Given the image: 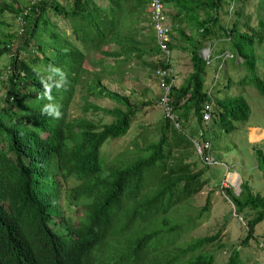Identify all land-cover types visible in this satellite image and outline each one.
<instances>
[{
    "label": "trees",
    "instance_id": "1",
    "mask_svg": "<svg viewBox=\"0 0 264 264\" xmlns=\"http://www.w3.org/2000/svg\"><path fill=\"white\" fill-rule=\"evenodd\" d=\"M99 1L69 0L64 5L57 0L35 1L25 14L22 44L13 52L11 42L0 45V53L9 51L0 105V264H212L214 255L206 246L214 234L168 246L205 205L197 215L182 211L172 218L173 207L183 210L185 201L206 182L201 168L184 161L192 143L169 118L163 115L154 141L146 140L154 134L141 125L137 136L142 144L129 149L119 167L102 165L103 142L125 135L139 109L102 79L121 78L124 64L159 50L148 20L149 0ZM162 1L172 9L166 10L171 20L168 46L173 39H185L193 69L183 86L170 87L173 111L181 108L186 113L191 105L201 126L202 102L209 97L202 87L206 65L199 49L218 32L226 34L231 50L241 57L247 71L243 82L264 92V80L253 71L258 31L239 30L235 20L226 29L219 20L224 3L233 1L236 6L231 8L238 14L237 5L245 0ZM257 1L264 14V0ZM25 2L0 0V13L8 9L16 16ZM49 10L66 22L69 34L57 25L48 26ZM262 17L259 27L264 26ZM146 19L147 24L138 25ZM43 33L47 39H42ZM107 57L113 62L107 63ZM163 65L158 58L152 68ZM85 71L92 77L80 81ZM75 89L83 98L113 100L110 107L93 100L82 105L83 110L109 114L110 121L68 117ZM212 106L210 120L225 130L234 128L232 121L245 122L248 116L249 106L241 95L212 100ZM255 153L264 177V155L259 149ZM69 178L75 183L68 192L64 183ZM225 192L236 214L252 210L244 215L245 243L264 218V198L244 182L237 194L230 187ZM78 205L84 212L69 223L65 210L78 211ZM222 264H243L235 247Z\"/></svg>",
    "mask_w": 264,
    "mask_h": 264
},
{
    "label": "rangeland",
    "instance_id": "2",
    "mask_svg": "<svg viewBox=\"0 0 264 264\" xmlns=\"http://www.w3.org/2000/svg\"><path fill=\"white\" fill-rule=\"evenodd\" d=\"M21 1H23L24 4L26 0ZM57 1L64 5L68 3L69 0ZM97 2L100 1L97 0ZM164 6L167 11L172 10L169 7V4L164 3ZM231 6H234L235 8L236 4L231 1L230 3H224L220 8V24L227 29L231 24V21L235 20L239 30L258 31L253 40V52L255 55L253 71L259 78L264 80V26L259 27L258 25V18L263 15L262 19H264L263 9L257 0H245L242 4L237 5L239 11L238 14L233 12ZM52 13L51 10L46 12L50 21L48 26L55 25L56 28L57 25L63 34H69V29L65 25L66 22H64L62 18H59L58 15ZM14 17L15 14L8 9H4L0 13V45H5L8 41L11 42L9 51L12 52L17 46L22 44L23 39V33H18V30L16 29ZM71 22L76 23L74 19ZM185 31H187L186 27ZM45 34L46 33L42 34L44 35V38L42 39H47L45 38ZM209 40H213L211 45V55L215 54L212 52L214 46L215 48L217 46L218 52L222 50L228 51V53H231L232 55L225 59H221V61L219 59V65H217V67L213 66L211 71L209 69L211 72L209 86L218 81L217 84L221 89L219 93L220 99L234 95L243 96L249 106V111L245 122L232 121L235 126L231 130L223 129L221 125L217 124L215 121L213 122L210 120L209 122L208 134L210 136L209 139L213 153L216 158L224 164L210 166L204 165L198 160L192 148L187 150L189 153L187 152L188 154H186L184 161H192L195 168H201V177L205 178L206 182L200 190L192 194L191 198L185 201L186 205L183 210L174 206L172 209L174 213L171 217L174 218L175 213H181L182 211L190 216L197 215L196 213L202 206L205 205V208L201 210L200 214L195 218H192V222L188 223V226L190 227L182 230L176 240L168 246L179 247L192 237L214 234L215 238L213 239V242L206 246L207 250L214 255V261L212 264H222L227 259L229 250L233 247L238 250L239 257L243 264H264V218L254 226L253 235L255 238L253 236L249 237L245 243H242L241 240L246 233L245 217H248L252 213V210L246 208L240 214H236L234 212L233 204L225 192L226 186L221 184V180L225 177V171L226 173L233 172L236 176L234 181L236 186L235 190L237 192L239 191L240 184L244 182L252 193H258L264 198V177L262 176L261 169L257 166L255 153V149H259L264 155V92L259 91L251 83L243 82L242 77L247 71L241 63V57L231 50L226 34L218 32V36L212 37ZM9 51L0 53V105L3 93L7 87V82L5 81L7 71L4 70V67L9 62ZM212 61H215V59L212 58L211 63ZM130 72L143 76L145 81L147 76L152 77L146 65L136 66V64H134L132 65V70ZM154 72L155 71L151 73ZM153 75H156L158 83L157 72ZM91 77L92 74L90 72H82L80 74V81L84 78L87 81ZM102 81L105 85L112 86L117 90H124V87L120 84L110 85L109 82H106V77L103 78ZM132 82H136V80L132 79ZM77 89H75L76 91L67 107L68 117H88L97 123L110 121L111 116L109 114H105L101 110H83L82 105L84 100H93L98 104L110 107L115 104L113 100L95 95H88L83 98L80 96ZM127 89L129 90L128 86ZM159 109L158 112L157 110H152L147 118L146 116H143L140 120H132L127 133L122 137L108 138L104 141L99 150L104 161V164L102 165L119 167L117 163L122 162L126 158V152H129V149L131 150L135 146L140 145V142L142 144L140 137L135 135V132L139 129L136 128L137 125L141 124V122L144 123L147 119L154 120L158 115L162 118L163 112L161 108ZM139 113L140 112L138 111V114ZM170 121L175 125L174 121L171 119ZM176 121H178L177 117ZM176 126L178 127V125H175V127ZM159 127L160 125H158V127L155 126L158 130ZM212 127L213 130L210 131V128ZM155 136H158V134L154 133V136L148 135L146 136V140L154 141L157 139ZM141 154H146V152H142ZM167 160L169 164L172 161L171 158H168ZM111 163H113V165H111ZM74 183L75 181L70 178L65 181L64 187L68 189V192L69 187L74 185ZM230 188L233 191L231 186ZM75 209L79 210H65V215L70 218L69 223L72 224L76 221V214L78 212H84V208L80 205H78V207L75 206ZM125 218V215H122L120 221L123 222ZM133 229L134 228L129 230L128 233L132 232Z\"/></svg>",
    "mask_w": 264,
    "mask_h": 264
},
{
    "label": "crops",
    "instance_id": "3",
    "mask_svg": "<svg viewBox=\"0 0 264 264\" xmlns=\"http://www.w3.org/2000/svg\"><path fill=\"white\" fill-rule=\"evenodd\" d=\"M149 12V10H148ZM149 20V17H148ZM147 19L146 20H140L138 25H142V24H147ZM180 24V23H179ZM184 24V23H182ZM187 32V31H186ZM171 40V39H170ZM215 42V41H214ZM171 54H172V61H171V65L173 67V71H174V86L175 87H181L183 86L188 78L189 73L193 70L192 66H191V61L189 58V50L187 47V41L185 39H173L171 40ZM213 40L210 41L209 39H206L202 42L201 46L204 45H212ZM212 52L215 53L214 55H216L218 53V48L216 46H214V48L212 49ZM160 58L159 53L156 55H143L142 58L140 60H135V61H129L128 63L124 64V69L123 67L121 69H123L122 72V77L119 79H110L107 75H106V82H109L110 85L111 84H120L122 87H124L123 91L117 90L112 86H108L106 84V87L117 91L123 95H127L129 98V101L132 104H135L137 107L139 106L138 111L140 112L138 114H136V119L135 120H140L142 119L143 116H146V118L149 116L150 112L152 110H157V112L160 110L159 108H161L160 106H158L157 100H158V96L160 94V88L158 86L157 83V77L156 75L154 76L153 74L156 72V68H152V64L158 59ZM215 61H212V63L210 65H206L205 66V73L203 76V85L202 87L205 89V91L207 90L208 86L210 85L209 80H210V74H211V69H213V66H216L219 64V60L218 58H215ZM106 62L107 63H112V59H110L109 57L106 58ZM136 64V66H147L148 67V71L150 72V74L152 75V77H148L143 78V76H139L136 74H133L132 72H130L132 70V65ZM210 69V71H209ZM155 71L154 73H151ZM116 75L112 76L115 77ZM154 76V77H153ZM132 79H135L136 82H132ZM142 81V82H141ZM218 81H216L215 83H213L211 85L210 88V94L212 97V100H217L220 99V91L221 89L219 88V85L217 84ZM127 85L129 87V90L127 89ZM189 94L186 93L185 96L182 98L185 99ZM158 107V108H157ZM159 109V110H158ZM155 112V111H153ZM152 112V113H153ZM175 115L177 116V125H178V129H180L187 137L188 135H191L195 132V130L198 128V123L196 121V115L194 113V109L193 107L190 105L189 109L187 110V112L185 113L184 111H181V108L175 109L174 110ZM159 117V115H158ZM155 118L154 120H149L147 119L146 121L141 122V124H138L136 128H139L138 131L141 129V125H146L147 127V131L148 133H156L159 134L160 131V127L159 130L155 128V126L158 127V125H160V122L162 120L161 117L159 118ZM129 128V127H128ZM128 130V129H127ZM154 130V131H153ZM213 130V127L210 128V131ZM138 131L135 132V135H137ZM127 133V131H126ZM125 133V134H126ZM209 135V134H208ZM212 135V134H210ZM140 137V136H139ZM157 137V136H155ZM210 138V136H209ZM192 148L189 147L188 149ZM187 149V150H188ZM193 150V148H192ZM189 153V151H188Z\"/></svg>",
    "mask_w": 264,
    "mask_h": 264
},
{
    "label": "built area",
    "instance_id": "4",
    "mask_svg": "<svg viewBox=\"0 0 264 264\" xmlns=\"http://www.w3.org/2000/svg\"><path fill=\"white\" fill-rule=\"evenodd\" d=\"M35 1L38 0H28V3H26V5L22 7V10L15 16V26L18 30V33L23 32L26 22L25 14L28 12L29 6H31V4ZM147 6L149 10L148 17L153 29L156 45L159 50V56L164 63L163 66L156 70L158 84L160 87L158 104L162 109L163 115L174 121V124L177 125V116L172 110L171 97L169 94L170 87L174 85V71L171 65L172 54L171 49L168 46L171 20L167 14L162 0H149ZM211 48V45H204L199 49V54L207 66L211 63V59L214 57L218 58V60L220 59L221 61V59L232 56L231 53L223 50L218 52L216 55H211ZM210 88L211 86H209L206 90L209 98L202 102V107L200 110L201 126L197 128L195 134L188 135L192 143L193 151L196 154L198 160L207 166L224 164L214 155L208 135L209 121L211 119L213 107ZM230 173L232 172L226 173L225 171V177L221 180V184L226 187L231 186L233 188L234 194H237V191L235 190V179L229 175Z\"/></svg>",
    "mask_w": 264,
    "mask_h": 264
},
{
    "label": "bare ground",
    "instance_id": "5",
    "mask_svg": "<svg viewBox=\"0 0 264 264\" xmlns=\"http://www.w3.org/2000/svg\"><path fill=\"white\" fill-rule=\"evenodd\" d=\"M229 175H230L231 177H233L234 179H235V177H236V176H235V173H233V172L230 173Z\"/></svg>",
    "mask_w": 264,
    "mask_h": 264
}]
</instances>
